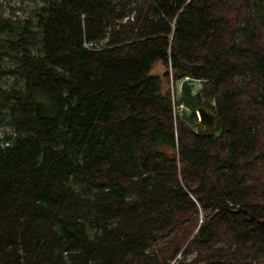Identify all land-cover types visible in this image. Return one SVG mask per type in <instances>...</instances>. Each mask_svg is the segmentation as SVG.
Wrapping results in <instances>:
<instances>
[{
	"label": "trees",
	"instance_id": "16d2710c",
	"mask_svg": "<svg viewBox=\"0 0 264 264\" xmlns=\"http://www.w3.org/2000/svg\"><path fill=\"white\" fill-rule=\"evenodd\" d=\"M45 2L0 1V264H264L256 0Z\"/></svg>",
	"mask_w": 264,
	"mask_h": 264
},
{
	"label": "rangeland",
	"instance_id": "374dc122",
	"mask_svg": "<svg viewBox=\"0 0 264 264\" xmlns=\"http://www.w3.org/2000/svg\"><path fill=\"white\" fill-rule=\"evenodd\" d=\"M3 9H4V15L6 17H12L16 20H25L29 19L31 17L34 18L33 11L36 10L38 7L43 6L46 2L45 0H0ZM255 13H254V21H251V23L254 25L262 26L264 27V0H256L255 2ZM32 15V16H31ZM15 63L12 59L8 60L5 63L6 69L14 68ZM164 70L161 63H158L156 65L155 71L162 72ZM15 79L14 75L9 73L5 75L3 78L0 79V84H3L4 86L11 84L13 80ZM194 85V91L198 90L201 87V82L199 81H192ZM171 84V83H170ZM182 82L180 81L178 83V88L180 89ZM175 86V85H174ZM177 86V85H176ZM181 113H187V115L190 114V110L186 107L180 108ZM8 131L6 121L4 119H1L0 117V133L3 134L4 131Z\"/></svg>",
	"mask_w": 264,
	"mask_h": 264
},
{
	"label": "water",
	"instance_id": "95a60500",
	"mask_svg": "<svg viewBox=\"0 0 264 264\" xmlns=\"http://www.w3.org/2000/svg\"><path fill=\"white\" fill-rule=\"evenodd\" d=\"M197 114L202 129L207 131L215 129L217 125L216 116L209 108L200 106L197 110Z\"/></svg>",
	"mask_w": 264,
	"mask_h": 264
}]
</instances>
